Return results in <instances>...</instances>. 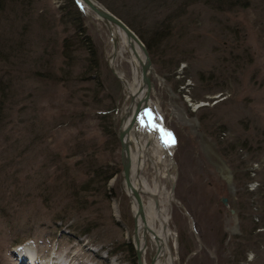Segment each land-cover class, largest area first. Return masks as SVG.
<instances>
[{
  "label": "rangeland",
  "instance_id": "374dc122",
  "mask_svg": "<svg viewBox=\"0 0 264 264\" xmlns=\"http://www.w3.org/2000/svg\"><path fill=\"white\" fill-rule=\"evenodd\" d=\"M113 1L152 41L149 109L175 142L171 167L157 143L144 174L173 194L174 263L264 264V0H195L172 19L182 0ZM13 5L0 12V264H138L111 28L82 3Z\"/></svg>",
  "mask_w": 264,
  "mask_h": 264
},
{
  "label": "bare ground",
  "instance_id": "6f19581e",
  "mask_svg": "<svg viewBox=\"0 0 264 264\" xmlns=\"http://www.w3.org/2000/svg\"><path fill=\"white\" fill-rule=\"evenodd\" d=\"M84 6L86 7L87 5ZM109 27L111 28V42L113 45V49L108 55L109 65L111 64L116 68L120 61L126 60L132 67L133 79L128 78L126 74L116 68L125 93L123 106L120 109L121 116H124L121 121V127L124 129L129 125L130 119L134 114V108H136L138 101L144 94L145 84L141 72V60L144 58V54L138 43L135 42L136 50L132 48L129 38L122 27H118L113 23H110ZM167 133L169 131L164 129L162 122L155 118V114L150 109L148 111L145 108L138 114L134 126L124 133L125 140L129 145V153L132 157V180L134 185L141 191L145 209V218L143 219L138 212L137 202L130 195L132 197L131 206L133 207V214L136 220V234L134 232L133 241L142 252V259L147 264H151V261L154 264H175L174 262H176L174 261L175 255L171 245V237L174 231L170 227L169 208L173 194L170 191L168 199L165 200L161 196L163 188L161 180L156 177L155 180L150 182L144 174V169L148 162L151 161V163L156 164L155 157L158 155L160 161L169 158L167 160L169 162L168 169L171 167L173 151L171 149L172 143H170L171 138ZM166 140L169 142L165 143ZM157 143L164 148L161 153L155 155L151 150ZM227 170L224 171V174L228 175V180H230L231 175L229 170ZM129 190L130 194L131 190ZM20 252L24 253L25 256L27 254L31 255L33 250L30 243H25L21 247ZM148 254L150 255V262L148 261Z\"/></svg>",
  "mask_w": 264,
  "mask_h": 264
},
{
  "label": "water",
  "instance_id": "95a60500",
  "mask_svg": "<svg viewBox=\"0 0 264 264\" xmlns=\"http://www.w3.org/2000/svg\"><path fill=\"white\" fill-rule=\"evenodd\" d=\"M78 2L82 3L83 5H87V7H89L91 10H93L99 17H101V19L103 21H105L107 23V25L109 26L110 23H113L115 25H117L118 27H122L123 30L126 33V36L129 38L130 44L132 46V48L134 50H136L135 48V42L139 44L140 48H142L143 54H144V58L141 60V72H142V77L144 80V84H145V88L143 89L144 94L142 96V98H140V100L138 101V104L136 106V108H134L133 111V115L130 119V123L129 125H127V127H125L124 129L121 127V122H120V126L118 128V132L117 135L119 136V142H120V146H121V156H122V167H123V178L125 181V185L126 188L130 189V195L133 197V199H135V201L137 202L138 205V212L141 214L142 218H145V209H144V199L142 198V194L141 191L139 190V188H137L132 180V157L130 156L129 153V145L127 143V141L125 140V135L124 133L129 130L130 128H132V126H134L136 119L138 117V114L140 113L141 110H143L144 108L147 109L149 111V96L151 93V89L153 87V80L151 79V74L153 71V66H152V58H150V53H149V49L147 48L144 40L142 39V37H140L136 31L129 26L126 21L118 16L111 8H109L108 6H105L100 0H77ZM110 28V27H109ZM110 69L111 71L114 72V74L118 76V70L112 66L110 64ZM142 103H144V105H142ZM197 106V104H196ZM123 115L120 118V121H122L123 119ZM233 186L232 183H230ZM223 202H227V197L224 196L223 197ZM232 212H235L234 208H231ZM135 220V217H134ZM136 221V220H135ZM136 230V223L134 225V231ZM136 234V231H135ZM136 253H137V263L138 264H147L143 261L142 259V252L140 251V249L136 246ZM151 264H154V262L151 261Z\"/></svg>",
  "mask_w": 264,
  "mask_h": 264
},
{
  "label": "trees",
  "instance_id": "16d2710c",
  "mask_svg": "<svg viewBox=\"0 0 264 264\" xmlns=\"http://www.w3.org/2000/svg\"><path fill=\"white\" fill-rule=\"evenodd\" d=\"M68 1L69 3H72V4H76L77 0H66ZM106 6H109L118 16L122 17L128 24L129 26L131 25V27H133L136 32L138 33V35L140 37H142L146 44H147V47L150 48V46L152 45V41L151 39H148L146 37H144V33L137 28L135 27L131 22H129L125 16L122 15V9L120 8V6H118L116 4L115 1L113 0H101ZM195 0H182V5H180V10H178L177 12H170L169 15H168V18L169 19H172L176 16H181L183 15V12L186 11L187 7L189 4H192ZM201 2H207V3H210L212 6H218L219 9L225 11L226 9H232V8H236V7H247L248 5H250L252 3V0H199ZM10 2L14 3V4H17L16 6L13 5V9L14 11H17V13L19 14V10L18 8L21 7V3L22 4H25L26 3H30L32 2V0H0V12L1 10H4L6 9V7L10 4ZM77 4L79 5V3L77 2ZM18 5H20L18 7ZM11 6V5H10ZM18 7V8H17ZM183 7V8H181ZM81 25L78 24V27H80ZM78 29V28H77ZM153 37V36H152ZM65 45L63 47V57H65V62H68V64L71 66L72 62L70 61L72 58H73V54H72V51H70L69 49V46H68V41L65 39L63 40ZM81 41V40H80ZM81 44H86L85 40L81 41ZM36 71H40L39 69H36ZM69 75V74H68ZM48 77L50 78H54V79H57V76L52 73V70H51V73H49ZM110 127V126H109ZM109 135L112 136L113 140H116L117 135H115V132L114 130L112 131L111 128H106L105 130ZM92 168V167H91ZM93 171V175H97V176H100L102 173H104V169L102 168V166H99V167H93L92 168ZM108 176V174H106V177ZM90 184L89 180H85L82 184V186L86 187Z\"/></svg>",
  "mask_w": 264,
  "mask_h": 264
},
{
  "label": "snow or ice",
  "instance_id": "6c2138e0",
  "mask_svg": "<svg viewBox=\"0 0 264 264\" xmlns=\"http://www.w3.org/2000/svg\"><path fill=\"white\" fill-rule=\"evenodd\" d=\"M146 115H150V114H146ZM167 135H168L169 137H171V133H167ZM168 142H169V141H167V140L165 141V143H168ZM171 142L174 143L175 141H174V140H171Z\"/></svg>",
  "mask_w": 264,
  "mask_h": 264
}]
</instances>
